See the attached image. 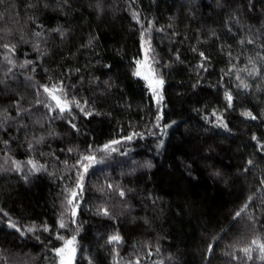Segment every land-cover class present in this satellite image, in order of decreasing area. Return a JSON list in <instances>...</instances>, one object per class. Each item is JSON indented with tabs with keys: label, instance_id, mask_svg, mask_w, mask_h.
<instances>
[{
	"label": "trees",
	"instance_id": "trees-1",
	"mask_svg": "<svg viewBox=\"0 0 264 264\" xmlns=\"http://www.w3.org/2000/svg\"><path fill=\"white\" fill-rule=\"evenodd\" d=\"M28 160L0 264H264V0H0V170Z\"/></svg>",
	"mask_w": 264,
	"mask_h": 264
},
{
	"label": "rangeland",
	"instance_id": "rangeland-1",
	"mask_svg": "<svg viewBox=\"0 0 264 264\" xmlns=\"http://www.w3.org/2000/svg\"><path fill=\"white\" fill-rule=\"evenodd\" d=\"M134 76L140 80H142L147 87L155 107L160 110L162 104V88H163V81L158 74L155 61H154V53L152 51V47L150 45V40L148 38H143L141 41V55L139 60L136 62L134 72ZM56 98V96H55ZM53 100H55L52 97ZM57 101L54 103L55 107L58 111L63 112L65 106L61 105L58 98ZM110 150V146L107 148ZM39 166L33 163L31 160L24 161V162H12L8 164L7 162H3V167L1 168V172L4 173H16L18 175L24 174H33L39 170ZM83 169V168H82ZM82 180L78 178L76 180V187L74 190L69 192L66 195V199L62 204V215H71L74 212V208L78 203V190L76 189L78 186H81ZM66 224V220H64V225ZM71 242L68 240L63 241V245L58 251L59 256V264H72L73 261V250H72Z\"/></svg>",
	"mask_w": 264,
	"mask_h": 264
}]
</instances>
